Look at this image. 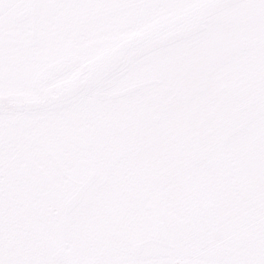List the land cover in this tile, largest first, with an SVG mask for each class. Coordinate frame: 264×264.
Returning <instances> with one entry per match:
<instances>
[{
  "label": "snow or ice",
  "instance_id": "obj_1",
  "mask_svg": "<svg viewBox=\"0 0 264 264\" xmlns=\"http://www.w3.org/2000/svg\"><path fill=\"white\" fill-rule=\"evenodd\" d=\"M0 264H264V0H0Z\"/></svg>",
  "mask_w": 264,
  "mask_h": 264
}]
</instances>
